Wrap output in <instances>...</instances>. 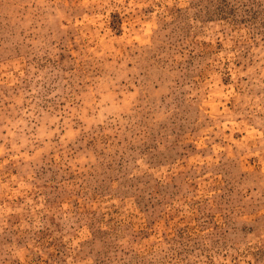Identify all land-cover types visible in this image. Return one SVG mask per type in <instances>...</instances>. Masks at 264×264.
<instances>
[{
    "label": "rangeland",
    "instance_id": "rangeland-1",
    "mask_svg": "<svg viewBox=\"0 0 264 264\" xmlns=\"http://www.w3.org/2000/svg\"><path fill=\"white\" fill-rule=\"evenodd\" d=\"M0 264H264V0H0Z\"/></svg>",
    "mask_w": 264,
    "mask_h": 264
}]
</instances>
